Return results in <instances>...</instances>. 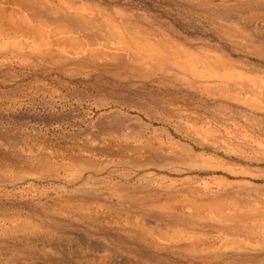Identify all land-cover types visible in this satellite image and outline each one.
Wrapping results in <instances>:
<instances>
[{"label":"rangeland","instance_id":"obj_1","mask_svg":"<svg viewBox=\"0 0 264 264\" xmlns=\"http://www.w3.org/2000/svg\"><path fill=\"white\" fill-rule=\"evenodd\" d=\"M0 8V264H264V0Z\"/></svg>","mask_w":264,"mask_h":264},{"label":"bare ground","instance_id":"obj_2","mask_svg":"<svg viewBox=\"0 0 264 264\" xmlns=\"http://www.w3.org/2000/svg\"><path fill=\"white\" fill-rule=\"evenodd\" d=\"M0 9H2V8H0ZM9 12V11H8ZM10 13V12H9ZM8 14V13H7ZM11 14V13H10ZM11 16V15H10ZM6 17V16H5ZM4 16H3V14L1 15L0 14V18H2V19H0V36L2 35H10V37H11V35L13 34H11V32H10V27H9V24H7L6 22H8V23H11L12 24V20H11V17L10 18H8V20H4V18H5ZM23 17V16H22ZM7 19V18H6ZM19 20V19H18ZM29 21H30V19H29ZM17 23V22H16ZM20 26V28L18 29V31H16V32H18L19 33V35L21 36L22 35V37L24 36L25 37V35H26V33L25 32H31V30L30 29H35V27H34V25H32V23H30V22H28V20H22V22L21 23H18ZM16 25V24H15ZM32 26V27H31ZM36 26V25H35ZM37 28V27H36ZM39 29V28H38ZM37 29V30H38ZM29 30V31H28ZM36 30V31H37ZM15 33V32H14ZM14 35V34H13ZM41 35V34H40ZM44 35V34H43ZM37 36V35H36ZM5 37V36H4ZM16 37V36H15ZM32 37V36H31ZM35 37V36H34ZM40 37V36H39ZM4 39V38H3ZM34 39V38H33ZM40 39H42V38H40ZM15 42L16 41H12V43L13 44H15ZM36 44H37V42L36 41H34ZM37 46V45H36ZM136 223H139V225H141L142 227H144V226H147V225H149V222L148 221H145V220H138V218H137V221H135ZM154 226H156V225H154ZM170 228V227H169ZM167 231H170L168 228H167ZM170 233L172 234L171 236H174L175 238L176 237H180L181 235H186L187 236V238H194V239H196V238H199L200 237V234H196V235H194L193 233H190V234H184L182 231H180V230H178L177 228L176 229H173V230H171L170 231ZM33 235V234H32ZM200 238H202V237H200ZM204 239V238H203ZM228 239V238H227ZM171 241H174V240H171ZM230 241V240H229ZM229 241H225V246H226V248H237L238 250L241 248H243V246H241L240 244H237V243H232L231 241L229 242ZM169 242V241H168ZM206 247V246H205ZM198 248V247H197ZM203 250H205L204 252H210V249L208 250V249H206V248H202ZM233 249H232V251H233ZM240 249V250H241ZM251 249V248H250ZM102 250V249H101ZM229 250V249H228ZM236 250V249H235ZM195 252V251H194ZM91 253V252H90ZM257 264V263H256Z\"/></svg>","mask_w":264,"mask_h":264}]
</instances>
